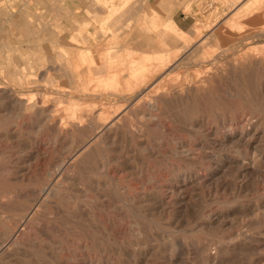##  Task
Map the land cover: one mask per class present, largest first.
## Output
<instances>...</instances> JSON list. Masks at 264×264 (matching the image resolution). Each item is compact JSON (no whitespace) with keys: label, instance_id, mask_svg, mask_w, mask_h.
Here are the masks:
<instances>
[{"label":"rangeland","instance_id":"374dc122","mask_svg":"<svg viewBox=\"0 0 264 264\" xmlns=\"http://www.w3.org/2000/svg\"><path fill=\"white\" fill-rule=\"evenodd\" d=\"M125 1L87 0L83 20L107 18L108 5L116 15L76 43L73 25L38 24L23 0H0V264H264V0ZM158 36L166 47L142 45ZM133 38L149 55L132 75L119 47ZM85 47L101 48L81 56L107 70L81 65L79 84L51 67ZM48 185L58 198L43 202Z\"/></svg>","mask_w":264,"mask_h":264},{"label":"crops","instance_id":"0c3cea01","mask_svg":"<svg viewBox=\"0 0 264 264\" xmlns=\"http://www.w3.org/2000/svg\"><path fill=\"white\" fill-rule=\"evenodd\" d=\"M98 1L102 2V0H98ZM122 1L128 2L125 0H122ZM151 1H152L151 3H155V0H151ZM94 2L97 5V0H94ZM23 3H25V5L22 8L23 9L22 10V16L25 17L27 20L34 19V21H37L38 24L41 21H42V23L44 21H46L48 24L49 23L50 24L58 23V24L66 26L69 29H71V26L73 25L72 26L73 29L70 33V40H73V42H76V43L78 41H83L85 39L84 38L85 34L93 37L94 35L90 31H88V29L90 27H93V25H95V24L98 25L99 30H102V31L104 29L107 30L109 23L106 21L110 16H115L116 15L115 12L117 10V8L114 5H111V6L108 5L107 8L109 9V11H108L107 18L100 20L98 17L97 18L94 17L95 18V22H94V21H89V20H83V19H86L85 11L88 10L90 7L87 0H26V1L23 0ZM129 10H131V9H129ZM153 18H155V17H152L148 21H145L146 27H142L143 30H145V31H151L152 30L150 28V26H151L150 23L152 22ZM169 22H171L175 26V28H177L173 21H169ZM116 24H117V21H114V24H112V25L115 26ZM105 25H107V26H105ZM109 30H110V28H109ZM94 37L96 38V36H94ZM100 38H102V37L100 36ZM117 38L118 37H116V35H112V37H111V39H113L112 44L116 45L119 43ZM158 38H161L165 42V40L162 37L158 36ZM133 40H135V39L134 38L133 39H124L122 41V44H121L122 46H120L119 48L128 49L127 51H135V50L131 49L130 46H128L130 43L132 45ZM144 40H146V41H144L145 43H142V45H144L148 48L150 47L152 49L156 48L154 45V41H153V40H155V38L147 37V38H144ZM59 41H63V40L59 39ZM55 45L57 47L59 46V48H61V49L63 48V46L59 43H57V44L55 43ZM96 49H97V53L102 51L100 47H96ZM90 50L96 51L93 48H85L84 50L82 49V51L78 52L77 54L71 53L72 55L71 56L69 55L67 58L64 56L66 59H64V62H61L60 64L57 62H52L53 63L52 65H56V66H51V67L53 69H58V72H63L65 70V74L67 73L68 70L71 73L73 72L74 74L72 73L73 74L72 78L74 76V77H76V80L78 81V76L80 77V75H79L80 73L78 72V70L76 72L73 71L70 68V65L72 64V62H77L78 67H79V65L81 66V64L88 66L87 65L88 58L81 60V58H83V56H81V54H82V52H83V54L91 53L92 51H90ZM56 57L61 58V57H63V54L57 53ZM17 58L18 59H12L11 60V66L14 69V72L9 76L10 80L16 79L20 76L21 73L18 74L17 69L20 66L24 65L23 61H21V59H25L24 54H18ZM98 58L100 59V62L98 63L99 67H96V69H99L101 71L103 70V72H104L106 62L104 61V59L102 57L98 56ZM58 60H60V59H58ZM80 60L82 62H80ZM41 62L42 61H40V59H36L33 64H35V66H37V65L40 66L43 64ZM30 65H32V64H30L29 61L26 60V64H25V68H26L25 70L26 71L29 70ZM3 74L4 75L6 74L5 70H4ZM29 74H30V72H29ZM5 78H7L6 75H5Z\"/></svg>","mask_w":264,"mask_h":264},{"label":"bare ground","instance_id":"6f19581e","mask_svg":"<svg viewBox=\"0 0 264 264\" xmlns=\"http://www.w3.org/2000/svg\"><path fill=\"white\" fill-rule=\"evenodd\" d=\"M105 1V0H104ZM101 2V1H100ZM150 10V9H149ZM154 15V14H153ZM156 19V18H155ZM153 20H154V18H153ZM156 23H157V21H156ZM146 24V23H145ZM84 26V25H83ZM156 26H157V24H156ZM198 26V25H197ZM202 27V26H201ZM153 30V29H152ZM175 31V30H174ZM179 31V30H178ZM88 32V31H87ZM181 33V32H180ZM184 33V32H183ZM182 36V35H181ZM173 41H176V40H174L173 38H171ZM78 40V39H77ZM113 40V39H112ZM138 40V39H137ZM171 40V41H172ZM179 40V39H178ZM71 41V40H70ZM146 41V40H145ZM154 41V45H155V47L156 48H160V47H166L168 44L166 43V42H164L161 38H156L155 40H153ZM170 41V42H171ZM243 41V40H242ZM169 42V41H168ZM129 43V42H128ZM174 43V42H173ZM184 43V42H183ZM204 43V42H203ZM175 44H176V42H175ZM175 44H173V45H175ZM186 44V43H185ZM169 45H170V43H169ZM172 45V44H171ZM199 45V44H198ZM120 46H122V45H120ZM129 46V45H128ZM59 47V46H58ZM124 47V46H123ZM174 47V46H173ZM86 48V47H85ZM130 48V47H129ZM185 48H187V46H185ZM184 48V49H185ZM197 48V47H196ZM60 49V48H59ZM63 49V48H62ZM173 49H175V48H173ZM182 49V48H181ZM183 49V50H184ZM207 49V48H206ZM95 50H97V49H95ZM162 50H164V49H162ZM91 51V50H90ZM112 51V50H111ZM160 51V50H159ZM259 51H262V50H259ZM93 52H94V50H93ZM169 51H162V52H158V54H161V53H168ZM177 52H178V50H177ZM182 52V51H181ZM116 53V52H115ZM120 53V52H119ZM139 53V52H138ZM137 53V51H128V53H126V54H124V56H123V58L121 59V61H120V64H121V66H125V67H127V69H128V71L129 72H132V75L135 73V72H138V71H142L143 69H144V71L145 70H147V69H145L146 67H147V65H146V67H145V63H147L146 61H145V57L147 56V55H149V54H144L143 53V55L142 56H140L141 54H138ZM174 53V52H173ZM260 53V52H259ZM112 54H114V52L112 53ZM117 54V53H116ZM61 55V54H60ZM71 56L72 54H70V52L68 53L67 52V54L65 53V56H66V58L68 57V56ZM110 55V54H109ZM156 55V54H155ZM174 55V54H173ZM59 56V55H58ZM64 56V55H63ZM85 56V55H84ZM90 58H89V60H88V63H87V69H88V73L86 72V74L88 75L89 73L91 74L92 73V68H93V64H94V66H96V65H98V62L97 61H94V58L92 57V56H90V55H88ZM108 56V55H107ZM116 56V55H115ZM121 56V55H120ZM177 56V53H176V55H175V57ZM172 58V57H171ZM174 58V57H173ZM172 58V59H173ZM107 59H108V57H107ZM119 59V58H118ZM202 59V63H205L206 61H205V58H201ZM81 60H82V58H81ZM80 60V62H82ZM97 60V59H96ZM157 60H159L158 58H157ZM166 60V59H165ZM168 60V59H167ZM175 60V59H174ZM256 61V63L257 62H260L262 59H255ZM152 61H154V60H152ZM173 61V60H172ZM199 61H200V59H199ZM161 62L163 63V60H161ZM165 62V61H164ZM250 62H254V61H252V60H250ZM111 63L112 62H106L105 63V70H107V67H108V65H111ZM152 63V62H151ZM60 64V63H59ZM157 64V63H156ZM166 64H168V63H166ZM177 64H180V62H178ZM81 65H84V64H81ZM149 65V64H148ZM157 65H159V64H157ZM80 66V65H79ZM180 66V65H179ZM220 66V65H219ZM77 67H78V63L77 62H72V64L70 65V68L73 70V71H77ZM113 67V66H112ZM149 67V66H148ZM174 67H175V65H174ZM173 67V68H174ZM177 68V67H176ZM122 69V68H121ZM161 69V68H160ZM170 69H171V67H170ZM58 70V69H57ZM161 70H163V68L161 69ZM166 70V69H165ZM210 70V69H209ZM53 71V70H52ZM56 71V70H55ZM54 71V72H55ZM158 71V70H157ZM206 71H208V70H206ZM48 72V71H47ZM63 72H65V70L63 71ZM68 72V71H67ZM156 72V71H155ZM164 72H166V71H163V73ZM173 72V71H172ZM216 72V71H215ZM44 73H45V71H44ZM59 73V72H58ZM73 73V72H72ZM200 73V72H199ZM214 73V72H213ZM246 73V72H245ZM62 74H64V73H62ZM122 74V73H121ZM150 74H151V72H150ZM157 74V73H156ZM179 74V73H178ZM200 74H202V73H200ZM200 74H198V77H197V79L200 77L199 75ZM45 75V74H44ZM66 75V74H65ZM64 75V76H65ZM80 75V74H79ZM149 75V74H148ZM205 75V74H204ZM246 75V74H245ZM5 76V75H4ZM89 76V75H88ZM91 76V75H90ZM125 76V75H124ZM210 76V75H209ZM103 77V76H102ZM159 77V76H158ZM216 77V76H215ZM105 78V82H106V80H107V83H109L108 81H110V83H111V81H113V80H115V75H113V73H109L108 75H107V77H104ZM120 78V77H119ZM212 78V77H211ZM245 78V77H244ZM123 79V78H122ZM129 79V78H128ZM127 79V80H128ZM162 79H163V77H162ZM187 79V78H186ZM196 79V80H197ZM3 80H4V78H3ZM44 80V79H43ZM86 80H90L89 78L88 79H86ZM126 80V79H125ZM151 80V79H150ZM156 80V79H155ZM84 81V78L83 77H79L78 76V82H79V84H81L82 82ZM97 81H100V80H97ZM118 81V80H117ZM143 81H144V79H143ZM41 82H42V80H41ZM81 82V83H80ZM86 82H88V81H86ZM126 82V81H125ZM145 82V81H144ZM151 82V81H150ZM33 84H35L34 83V80H33V82H32ZM46 83V82H45ZM91 83V82H90ZM101 83H103V82H101ZM152 83V82H151ZM32 84V85H33ZM119 84V83H118ZM124 84V83H123ZM122 84V85H123ZM139 84V82H137V81H135L134 82V84H124L125 86H124V88L125 89H132V90H130V91H133L134 89H136V88H139L140 86L138 85ZM97 85V84H96ZM105 85V84H104ZM109 85V84H108ZM113 85V84H112ZM120 85V84H119ZM144 85H145V83H144ZM192 85H193V83H192ZM204 85V84H203ZM79 86V85H78ZM102 86V85H101ZM148 86V85H147ZM202 86V85H201ZM37 87V86H36ZM109 87V86H108ZM114 87H115V85H114ZM145 87V86H144ZM189 87V86H188ZM80 88V87H79ZM119 88V87H118ZM187 88V87H186ZM193 88V87H192ZM33 89V88H32ZM81 89V88H80ZM84 89V88H83ZM89 89V88H88ZM87 89V90H88ZM114 89V88H113ZM124 89V90H125ZM194 89V88H193ZM204 89V88H203ZM206 89H208V88H206ZM34 90V89H33ZM191 92H192V90H191ZM195 92V91H194ZM2 93V92H1ZM8 93V92H7ZM29 93H31V92H29ZM65 93V92H64ZM130 93L131 92H129L128 94H124V95H126L125 97H127V99L129 100L130 99V97H128L127 95H130ZM206 93V92H205ZM76 94V93H75ZM89 94H90V92H89ZM136 94V93H135ZM201 94H203V93H201ZM3 94H1V96H2ZM6 94L4 93V96H5ZM63 95V94H62ZM69 95H72V94H70L69 93ZM123 95V96H124ZM132 95V94H131ZM169 95H170V99H168L169 101H173V102H181L182 101V99H183V97L185 96V93L182 91V90H179V89H175V88H173V89H171L170 90V92H169ZM28 96H29V94H28ZM67 96H68V94H67ZM115 96H117V95H115ZM186 96H187V93H186ZM10 97V96H9ZM69 97V96H68ZM118 98H119V96H117ZM187 97H189V96H187ZM204 97V96H203ZM208 97V96H207ZM206 97V98H207ZM8 98V97H7ZM13 98V97H12ZM12 98H11V101H12ZM20 98V97H19ZM108 98V97H107ZM111 98V97H110ZM114 98V97H113ZM116 98V97H115ZM193 98V97H192ZM191 98V99H192ZM201 98H202V96H201ZM205 98V99H206ZM72 99V98H71ZM124 100L125 98H122L121 97V100ZM33 100V99H32ZM121 100H119V101H121ZM126 100V99H125ZM124 100V101H125ZM193 100V99H192ZM0 101H2V100H0ZM115 102H116V100H114ZM127 101V100H126ZM205 101V100H204ZM6 102V101H5ZM4 102V103H5ZM25 102V101H24ZM28 102V101H27ZM131 102V101H130ZM158 102L159 101H152V102H149L148 103V109L150 110V112L152 111V110H156V105L158 104ZM188 102V101H187ZM207 102V101H206ZM21 103V102H20ZM23 103V102H22ZM26 103V102H25ZM32 103V102H31ZM101 103H102V101H101ZM104 103V102H103ZM103 103H102V105H103ZM129 103V102H128ZM190 103V102H189ZM17 105V107L19 106L20 107V104L19 103H16ZM28 104H29V102H28ZM110 104V103H109ZM181 104H182V102H181ZM107 105V104H106ZM111 105V104H110ZM160 105H161V103H160ZM159 105V106H160ZM109 106V105H108ZM176 106V105H175ZM180 106H183V105H180ZM104 107V106H103ZM177 107V106H176ZM179 107V106H178ZM98 108H100V107H98ZM107 108V107H106ZM115 108V107H114ZM144 108V107H143ZM159 108V107H158ZM92 109V108H91ZM97 109V108H96ZM103 109V108H102ZM104 109H105V107H104ZM106 111L108 110V109H105ZM20 111V110H19ZM38 111V110H37ZM104 111V110H103ZM102 111V112H103ZM110 112V111H109ZM122 112V111H121ZM42 113V112H41ZM68 113V112H67ZM73 113V112H72ZM101 113V112H100ZM184 113V112H183ZM99 114V113H98ZM110 114V113H109ZM95 115V114H94ZM16 116V115H15ZM100 116V115H99ZM108 117V116H107ZM110 117V116H109ZM96 118H98V117H96ZM153 118V117H152ZM112 119V118H111ZM116 119V118H115ZM155 119V118H154ZM92 120H93V118H92ZM91 120V121H92ZM99 120V119H98ZM102 120V119H101ZM145 121V120H144ZM155 122V121H154ZM45 123V122H44ZM112 123V122H111ZM75 125H76V123H75ZM158 124H156V126H157ZM112 126V125H111ZM94 127V126H93ZM158 127V126H157ZM161 127V126H160ZM105 128V127H104ZM107 129V128H106ZM94 130V129H93ZM105 130V129H104ZM163 131V130H162ZM94 132V131H93ZM102 134V133H101ZM100 134V135H101ZM113 136V135H112ZM104 140V139H103ZM102 143V142H101ZM109 143V142H108ZM100 147V146H99ZM106 148H108L107 146H105ZM111 147V146H110ZM102 148V147H101ZM106 150V149H105ZM100 152H102V150L100 151ZM100 152H98V153H100ZM102 154H104V153H102ZM106 155H107V153H106ZM74 156V155H73ZM71 158V157H70ZM106 158V157H105ZM73 159V158H72ZM102 159V158H101ZM63 161V160H62ZM62 161H61V163H62ZM257 161V160H256ZM57 162V161H56ZM58 163V162H57ZM58 164H60V163H58ZM66 166V165H65ZM53 167V166H52ZM257 167V166H256ZM62 168H63V165H58V166H56V173H60L61 171H62ZM64 169H65V167H64ZM105 169V168H104ZM55 171V170H54ZM55 173V172H54ZM67 174V173H66ZM56 176V175H55ZM55 178V177H54ZM40 184V183H39ZM52 184V183H51ZM50 184V185H51ZM41 185V184H40ZM43 185V184H42ZM41 185V186H42ZM60 186V185H59ZM50 186L48 185L47 187H44V188H42L41 189V192L42 193H44V195H45V199L43 200V202H48V200L50 199H53V200H57V198H58V193H57V191H56V187H50ZM60 193V192H59ZM37 195V194H36ZM43 199V198H42ZM40 202V201H39ZM60 202V201H59ZM32 203V202H31ZM34 203V202H33ZM36 203H37V201H36ZM29 204V203H28ZM30 205H32V204H30ZM33 206V205H32ZM45 207V206H44ZM31 210H33V209H31ZM38 210V209H37ZM50 211V210H49ZM21 213V212H20ZM29 215V214H28ZM38 215V214H37ZM32 216V215H31ZM34 216V215H33ZM23 217V216H22ZM28 217V216H27ZM25 221V220H24ZM37 221V220H36ZM112 224V223H111ZM31 225V224H30ZM22 226V225H21ZM9 226L7 225V228H8ZM33 227V226H32ZM26 229V228H25ZM24 230V229H23ZM5 232V231H4ZM17 232V231H16ZM18 232H19V230H18ZM25 232V231H24ZM15 233V232H14ZM13 233V234H14ZM5 234V233H4ZM43 234V233H42ZM5 235H7V234H5ZM2 236V235H1ZM23 238V237H22ZM4 239V238H3ZM11 239V238H10ZM24 239V238H23ZM22 239V240H23ZM21 240V241H22ZM24 240H26V239H24ZM32 240V239H31ZM3 241V240H2ZM5 242V241H4ZM20 242V241H19ZM17 243L15 242V243H13V245H16ZM17 245H19V244H17ZM2 254V253H1ZM2 260V259H1ZM2 262V261H1Z\"/></svg>","mask_w":264,"mask_h":264}]
</instances>
